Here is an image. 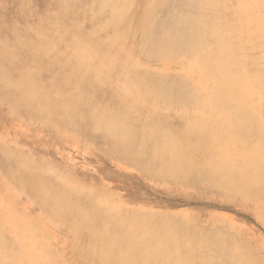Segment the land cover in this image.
Segmentation results:
<instances>
[{
  "label": "bare ground",
  "instance_id": "1",
  "mask_svg": "<svg viewBox=\"0 0 264 264\" xmlns=\"http://www.w3.org/2000/svg\"><path fill=\"white\" fill-rule=\"evenodd\" d=\"M131 1L135 0H118L109 4L117 21L122 15H128L124 14ZM146 2L141 0V3ZM156 2L158 4L154 6L150 0L153 11L146 5V11L139 17L133 14L136 17L133 22L125 23L120 34L115 35L106 47L92 40L78 39L76 62H72L74 68L66 70V64L57 63L55 59L52 66L47 64L46 67L55 72L64 70L53 86L45 88L35 80L33 72L41 67L39 60L33 66H23L17 75L0 65V102H10L16 113L26 114L25 117L38 119L45 125L61 127L65 130H60L67 134L85 136L88 143L102 147L110 156L137 166L148 181L172 186L181 183L199 192L232 200L249 198L247 202H237L262 219L264 120L253 108V89L248 84L243 85L242 77L238 75L237 78V71L234 77L233 73L239 64L237 51L242 48V40L249 41L254 35L264 33V0ZM144 17L151 20L146 21ZM140 29L147 37L142 54L151 58L156 67L146 66L145 69L139 61L130 59L128 39ZM2 30L14 31L6 26ZM76 34L75 39L82 36L81 29L78 28ZM25 42L34 41L27 39ZM4 45L3 41L0 46L7 49ZM24 46L17 44L11 54L26 52L29 56L33 50L24 49ZM39 47L43 50L42 45ZM259 59L252 60L258 67L254 70L257 72L256 86L264 79V68L259 69ZM174 65L178 67L170 71V66ZM23 73L27 74L24 76ZM182 76L185 82L180 90L178 78ZM100 100L104 101L100 103ZM119 114L135 124L138 122L139 132L118 131L113 118ZM95 132L99 134L94 135ZM72 134L70 137H74ZM224 145L229 146V152L223 150ZM16 155L0 145V173L7 182L14 184L21 172L40 178L33 160L27 157L16 159ZM62 172L58 170L55 174L60 176ZM51 188L52 191L44 194L37 193V190L31 194L39 197L35 205L57 229L65 226L74 236L82 231L88 234L96 244L86 254L98 255L99 263L109 264L115 259L119 264H135L136 258L131 256L132 252H127L129 249L119 250L121 239L112 234L108 237L109 217L115 213L120 217L123 215L126 221L123 227L146 228L145 233H150L154 222L137 210L125 213V201L115 208L106 198L102 207V201H97L92 190L83 191L82 185L71 178L67 183ZM86 199L90 202L85 203ZM7 207L13 210L10 204ZM28 219L14 226H20V232H25L26 240L33 245L25 240L28 248L15 249L0 233V264H64L55 254L54 247L46 241L42 229L44 221ZM216 232L214 228H203L190 236L188 231L186 235L190 237L177 239L176 247L171 246L170 236L168 240V236L158 232L143 236L141 242L146 243V239L154 241L155 251L159 253L164 251L160 252L159 248L167 247L164 252L167 261L177 259L180 264H240L233 242ZM132 243L136 241L132 239ZM260 244L264 249V241Z\"/></svg>",
  "mask_w": 264,
  "mask_h": 264
},
{
  "label": "rangeland",
  "instance_id": "2",
  "mask_svg": "<svg viewBox=\"0 0 264 264\" xmlns=\"http://www.w3.org/2000/svg\"><path fill=\"white\" fill-rule=\"evenodd\" d=\"M116 1L118 0H0V44L4 41L6 43L4 46L7 48L0 46V61L2 62L0 65L17 75L23 66L27 64L33 66V63L39 60L41 67L36 68L33 72L35 80L45 88L55 85L64 70L59 73L46 66L47 64L52 66V61L55 59L57 63L64 62L66 70L74 68L72 62H76L75 48L78 39L92 40L94 43L103 44L106 47L115 35L120 34L125 23L133 22V18L139 17L146 11V5L151 9L158 4L156 0H151L152 4L154 2V6L152 4L150 6V0H147L146 4L141 3V0L131 1L132 3L130 2L128 6L129 10L127 9L124 14L128 15H122L117 21L108 7L109 4ZM153 10L152 8L151 11ZM133 14L136 17L132 16ZM146 17H144L146 21L151 20ZM145 20L142 18L144 23ZM109 22H111L110 26H108ZM4 26L12 27L14 31L2 30ZM78 28L81 29L82 36L79 35L75 39ZM118 28L119 30H117ZM38 31H42L41 34ZM140 31L141 29L128 39L130 59L139 61L145 69L146 66L148 68L156 67L157 65L150 60L151 58L142 54L147 37ZM27 39L34 42H25ZM19 43L25 45L24 49L33 50L29 56L26 52L21 55L11 54ZM36 43H41L39 45L43 46V50ZM241 43L243 44L242 48L237 51L239 64L233 77L237 71V76L242 77L243 85L251 86L253 108L264 120V79L259 86L255 85L254 78L257 72L254 70L258 67L254 66V62H252L255 58H261L258 60L259 69L264 68V33L257 37L254 35V38L252 37L249 41L243 39ZM24 60L27 61L25 64H23ZM176 67L178 66H170L169 70L172 71ZM26 74L23 73L24 76ZM178 82L180 90H182V83L185 82L184 76L178 78ZM25 116L16 113L10 102H0V145L10 149L15 155L17 154L16 159L27 157L33 160V163L38 166L36 169L40 172V178L32 173L21 172L18 180L13 181L14 184L7 182L2 172L0 173V192L2 193L0 195V233L15 249L22 248L24 250L28 248V244L33 245V243L26 240L27 234L20 232V226L14 225L23 224L25 218L29 220L28 217L39 218L44 221L42 229L46 233L45 237H48V239L46 237V241L49 246L54 247L55 254L60 260H63L64 264H103L99 263V257L95 253L86 254L96 244L88 234L82 233V231L74 236L65 226L57 229L54 222L49 220L44 212L35 205L36 200L39 201V197L31 192L37 190V193L44 194V192L52 191L51 187L56 188L57 184L67 183V180L71 178L78 185H82L83 191L92 190L97 201H102V207H104V199L109 198L115 208L121 201H125L127 204L123 208L125 213H132L133 210L142 212L147 216V219L154 222L150 233L158 232L163 236H168V240L171 237V246L176 247L177 239L186 240V237L189 238L194 233L196 235L203 228H214L218 236H226L233 242L240 264H264V249L260 247V243L264 241V217L260 219L253 211L241 205L242 200L247 202L249 198H247L248 200L246 198L232 200L199 192L181 183L172 186L159 181H148L137 166L110 156L105 149L92 142L93 145L89 142L90 145L82 134L81 137L71 132L67 134L62 131L65 129L61 127L62 130L52 124L45 125L38 119ZM113 122L117 123L118 131L139 132L138 122L135 124L120 114L113 118ZM71 134L74 137H70ZM98 134L94 133V135ZM223 147V150L229 152V146L224 145ZM58 170L63 171L60 176L55 174ZM181 186L184 188H178ZM26 187L31 188L25 189ZM23 189L24 191H21ZM3 200L5 202H2ZM89 200L86 199L85 203L90 202ZM8 204L12 206L13 210L7 207ZM99 205L96 206L99 207ZM138 214L141 215V213ZM117 216L115 213L109 217V226L106 230L108 237L112 234V236L120 238L119 250L127 251L129 249L127 252L134 253H131V256H135L137 259L134 258L135 264H180L177 259L169 257L170 260L167 261V257L164 256L167 247L166 249L159 248V251L164 250L159 253L157 250L155 251L154 241L146 239V243L141 242L143 236L150 234L149 232L145 233L146 228L123 227L126 222L125 217ZM115 223L118 226L114 225ZM165 223L166 225H164ZM189 224H194V226H189ZM165 231L168 233L166 234ZM188 231L190 236L186 235ZM121 234L126 236L123 237ZM132 239L136 243L133 244ZM25 240L28 244L24 243ZM81 247L82 249H80ZM134 248L136 250L133 252ZM152 254L154 257L150 256ZM141 257L145 262H138ZM148 259L149 261H147ZM109 264L119 263L114 259Z\"/></svg>",
  "mask_w": 264,
  "mask_h": 264
}]
</instances>
